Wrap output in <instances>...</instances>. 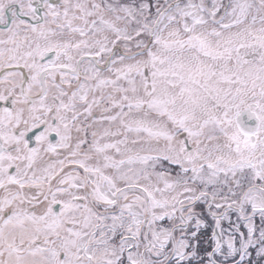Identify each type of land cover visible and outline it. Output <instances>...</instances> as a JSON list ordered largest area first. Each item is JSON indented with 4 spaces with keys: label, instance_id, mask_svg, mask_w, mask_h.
I'll list each match as a JSON object with an SVG mask.
<instances>
[{
    "label": "snow or ice",
    "instance_id": "6c2138e0",
    "mask_svg": "<svg viewBox=\"0 0 264 264\" xmlns=\"http://www.w3.org/2000/svg\"><path fill=\"white\" fill-rule=\"evenodd\" d=\"M0 264H264V0H0Z\"/></svg>",
    "mask_w": 264,
    "mask_h": 264
}]
</instances>
